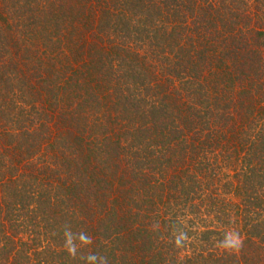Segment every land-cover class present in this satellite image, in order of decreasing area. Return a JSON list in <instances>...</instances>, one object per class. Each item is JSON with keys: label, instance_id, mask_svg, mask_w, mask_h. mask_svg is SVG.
Here are the masks:
<instances>
[{"label": "trees", "instance_id": "16d2710c", "mask_svg": "<svg viewBox=\"0 0 264 264\" xmlns=\"http://www.w3.org/2000/svg\"><path fill=\"white\" fill-rule=\"evenodd\" d=\"M0 264H264V0H0Z\"/></svg>", "mask_w": 264, "mask_h": 264}]
</instances>
